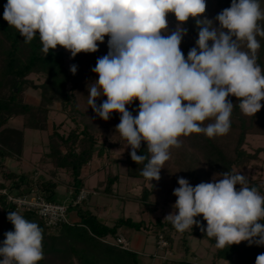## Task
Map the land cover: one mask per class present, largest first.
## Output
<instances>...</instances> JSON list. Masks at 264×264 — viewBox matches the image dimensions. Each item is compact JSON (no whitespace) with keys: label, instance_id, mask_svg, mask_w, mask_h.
<instances>
[{"label":"clouds","instance_id":"clouds-1","mask_svg":"<svg viewBox=\"0 0 264 264\" xmlns=\"http://www.w3.org/2000/svg\"><path fill=\"white\" fill-rule=\"evenodd\" d=\"M206 7V0H7L3 15L25 43L38 32L46 56L58 45L73 58L95 53L97 42L109 37L107 55L92 69L98 79L87 85L88 104L104 121L113 112L120 114L116 131L131 146L135 163L148 161L140 174L151 182L160 179L169 149L180 146L179 137L204 133L213 138L229 132L230 95L238 98L245 115L262 108L264 74L257 63L256 37H264V25L258 23L264 21V10L259 0H232L215 17L218 27L213 20L200 19ZM169 13L178 22L171 33ZM189 18L199 31L185 58L180 45ZM243 42L248 51L241 50ZM70 71L75 75L77 67ZM100 97L107 99L97 106ZM135 100L139 108L134 117L126 106ZM212 117L214 123L201 127ZM142 142L150 158L137 154ZM178 184L173 190L178 211L164 218L177 231L200 227L195 217L202 214L207 227L201 230L216 238L217 248L242 241L264 246V196L247 186L245 175L218 173L213 182L196 186L180 177ZM7 219L14 231L4 234L0 264H38L44 258L42 229L18 212L10 211ZM255 264H264V253Z\"/></svg>","mask_w":264,"mask_h":264},{"label":"trees","instance_id":"trees-1","mask_svg":"<svg viewBox=\"0 0 264 264\" xmlns=\"http://www.w3.org/2000/svg\"><path fill=\"white\" fill-rule=\"evenodd\" d=\"M261 9L264 10V0H259ZM232 0H217L219 13L231 6ZM7 0H0V175L9 183H0V190H7L14 196H30L37 194L48 202L67 204V222L56 227H48L38 217L36 211L18 212L16 207L0 194V247L6 239L5 233L14 231V225L7 219L10 211L18 212L26 220L35 222L42 229L43 259L38 264H145L149 259L151 264L154 257L144 256L129 248H122L113 242L122 229L134 231L144 230L156 237V248L159 235H162L167 246L162 251L167 254L173 252L176 236L180 235L188 253L189 247L186 237L192 236L207 241L214 248L212 264L225 262L227 264H255L256 257L264 253V246L242 241L239 244L225 246L223 249L216 247V238L206 235L207 222L202 214L195 217L200 222V227L193 225L191 230L179 232L171 222L162 218L153 221H134L129 217H121L111 225L98 216L88 206V199L79 205H73L78 194L85 190L83 172L95 158L106 155L107 149L99 146L96 137L91 132L90 125L79 122V125L67 134L61 133L58 126H49L50 109L59 104L63 111L78 112L73 103L72 91L77 86V76L73 75L65 66L63 51L49 49L46 54L42 51V42L37 32L33 39L25 43L18 29L10 26L4 19V6ZM206 11L200 19L211 20L212 0H206ZM168 20L178 23L174 14L169 13ZM264 25V21H258ZM219 25L217 24V27ZM188 29V37L182 39L181 51L185 58L189 50L195 46L199 29L196 21L189 18L184 24ZM260 48L257 51V63L264 74V37L257 36ZM211 41L209 44L211 45ZM59 46V45H58ZM241 50L248 51L246 42L241 44ZM43 76L44 81L40 85L33 84L28 77ZM69 87H71L69 89ZM33 88L39 92L38 104L25 101L24 93ZM234 106L230 116V130L226 135L208 138L204 133L190 134V143L193 149L199 152L203 162L216 173H241L250 164L259 160L264 152L257 149L249 152L246 146V138L249 135L264 136V100L262 108L255 115H245L239 107V100L235 96L227 98ZM21 119V128L11 125L12 121ZM215 118H208L201 127L214 123ZM24 130H34L47 134V150L43 152L40 162L52 166L54 172H63L68 176L64 184L67 191L60 195L57 188L58 182L33 178L32 174L9 172L6 168L7 160H21L24 147ZM51 130V131H50ZM132 150V149H131ZM131 152V151H130ZM126 155V175L129 178L149 181L140 172L147 164V160L137 164L130 156ZM138 155L150 158V153L144 142L141 143ZM243 175V174H242ZM247 178V177H246ZM119 180L117 174L108 173L102 182L101 193L106 196H116L115 185ZM248 187L257 188L259 194L264 196V182L248 179ZM239 190V189H238ZM152 191L146 188L142 191L141 200L148 204ZM90 196V195H89ZM264 223V220L260 221ZM109 240V241H108ZM194 258V252L191 253ZM1 259V257H0ZM160 264H194L188 259L171 260L163 258Z\"/></svg>","mask_w":264,"mask_h":264},{"label":"rangeland","instance_id":"rangeland-1","mask_svg":"<svg viewBox=\"0 0 264 264\" xmlns=\"http://www.w3.org/2000/svg\"><path fill=\"white\" fill-rule=\"evenodd\" d=\"M219 14L217 0H212L211 20L215 26L218 22L215 17ZM177 23L168 20V33L176 30ZM163 34V33H162ZM188 37L185 35L183 38ZM105 36L104 42L98 43V51L95 53H78L74 58L70 51L61 46H57L56 51H63L65 55V66L70 71V67L75 65L77 71V86L72 91L73 103L78 112L61 109L59 104H55L50 109L49 126H58L61 133L67 134L70 130L76 128L79 122L90 125L91 132L96 137L99 146H104L107 153L102 158H95L83 172V180L85 191L90 194L89 208L96 212V206L107 207V212L103 213L104 218L109 225L121 217H129L134 221H153L156 218L164 219L173 211L177 197L173 195V190L179 187L178 178L187 179L192 186H196L201 182H213L216 172L211 171L202 160L199 152L195 151L190 143V135L179 137L180 146L171 147L169 149L170 159L166 161L160 170V179L144 181L129 178L126 175V165L124 163L126 155L131 151L127 141L123 139L116 125L120 123V114L113 112L108 121L96 116L92 108L88 104V88L87 85L98 79V75L92 71L96 66L97 59L107 55L109 49ZM28 79L35 85H40L44 81L43 76L32 75ZM71 87H69L70 89ZM25 101L31 104H38L39 92L33 88H29L24 93ZM107 97H100L96 103L99 106ZM127 109L135 117L138 114L139 101L135 100L132 104L126 106ZM12 126H21V119H17L11 123ZM51 131V130H50ZM47 134L34 130H24V147L21 160H7L6 168L9 172L32 174L33 178H44L58 182L60 185L57 191L60 195H64L67 191L64 185L69 179L63 172H54L52 166L40 162L41 155L47 150ZM146 147L147 144L144 142ZM245 148L249 152L257 149L264 150V136L249 135L246 138ZM151 156V154H150ZM98 171V172H96ZM91 172L93 174H91ZM108 173L117 174L119 180L115 185L116 196H106L102 193L98 194L97 182L104 180ZM91 174V175H90ZM251 180H260L264 182V152L260 154L259 160L250 164L246 169L241 171ZM9 183L0 175V183ZM152 191L150 202L143 204L140 201L143 189ZM239 189L240 185H236ZM89 200V198H88ZM1 213V209H0ZM191 228L186 231H190ZM121 233L127 237L130 242L129 249L136 251L144 256L154 257V262L159 264L165 257L171 260L188 259L194 264H212V255L214 248L207 241L187 236L185 244L189 247V252H185V247L181 236L175 238L173 252L165 254L161 249L156 248V237L152 233L144 230L134 231L124 228ZM132 233V236L129 235ZM129 237V238H128ZM194 252V258L191 253ZM2 259V257H1ZM218 264H227L219 262Z\"/></svg>","mask_w":264,"mask_h":264},{"label":"built area","instance_id":"built-area-1","mask_svg":"<svg viewBox=\"0 0 264 264\" xmlns=\"http://www.w3.org/2000/svg\"><path fill=\"white\" fill-rule=\"evenodd\" d=\"M1 195H5L7 200L12 203L18 212L23 211H36L38 217L46 224L48 227H56L58 224L67 222V204H57L48 202L44 197L37 194H32L30 196H14L8 194L7 190H0ZM89 193L82 190L78 196L73 201V205H79L83 201L89 198ZM109 241V240H108ZM113 242L120 245L122 248H129L130 242L128 239L120 235ZM157 245L159 249H163L167 246L166 241L163 239L162 235H159Z\"/></svg>","mask_w":264,"mask_h":264},{"label":"crops","instance_id":"crops-1","mask_svg":"<svg viewBox=\"0 0 264 264\" xmlns=\"http://www.w3.org/2000/svg\"><path fill=\"white\" fill-rule=\"evenodd\" d=\"M12 122H14V121H12ZM14 127H15V126H14ZM15 128L20 129L21 126L18 125V126H16ZM96 172H98V171H96ZM93 173H94V172H93ZM93 173L91 172V174H93ZM91 174H90V175H91ZM103 181H104V180H99V181L97 182V191H96V192H97L98 194H100L101 191L103 190V187H101ZM89 201H90V196H89L88 204H89ZM96 208H97L96 213L98 214V216L106 220V218H104V216H103V213H106V212H107V207H104L103 210H102V207H100V206H96ZM122 230H123V229H122ZM122 230H121V231H122ZM129 230H130V229H129ZM131 231H132V230H131ZM120 235H123V236H124V234L121 233V232H120ZM130 236H132V233L129 235V237H130ZM129 237H128V238H129ZM126 238H127V237H126ZM144 263H145V264H149V263H150L149 259H145V260H144ZM151 264H156V263L153 261ZM159 264H160V263H159Z\"/></svg>","mask_w":264,"mask_h":264}]
</instances>
